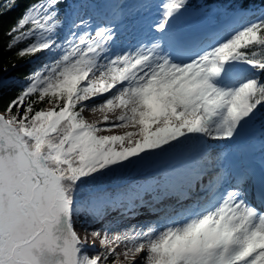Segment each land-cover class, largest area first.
<instances>
[{"label": "snow or ice", "instance_id": "snow-or-ice-1", "mask_svg": "<svg viewBox=\"0 0 264 264\" xmlns=\"http://www.w3.org/2000/svg\"><path fill=\"white\" fill-rule=\"evenodd\" d=\"M4 34L35 67L0 114V264H264V0H33Z\"/></svg>", "mask_w": 264, "mask_h": 264}, {"label": "trees", "instance_id": "trees-1", "mask_svg": "<svg viewBox=\"0 0 264 264\" xmlns=\"http://www.w3.org/2000/svg\"><path fill=\"white\" fill-rule=\"evenodd\" d=\"M11 2H13V0H0V8H6V6ZM32 2L33 0H14L15 6L11 8V10H8L6 14L0 16V76L4 79L10 80L9 86L0 92L1 111H5L9 102L16 97L18 91L23 86L24 77L33 69V67H35L33 63H29L26 59H18L14 55L17 49L14 48L11 51L4 50L10 40V37L4 33L7 32L13 24H15ZM214 2H218V0H214ZM212 11L215 12L216 9L213 8ZM23 46V44L19 45V47ZM13 63H15L17 67L14 68L12 66ZM5 67L8 69L7 72L4 71ZM13 80L15 82H11ZM44 106H46V104L39 105V107ZM13 111H15V109H13ZM172 162H174V158L171 156L161 157L144 166L129 168L126 171L118 173L115 177H112L105 183L110 188H115L118 191L125 192L135 197L139 182H142V176L146 172L163 169ZM135 180L137 182H135ZM115 217L116 214H113L109 217V219H113ZM92 243L93 241H91L90 246Z\"/></svg>", "mask_w": 264, "mask_h": 264}, {"label": "rangeland", "instance_id": "rangeland-1", "mask_svg": "<svg viewBox=\"0 0 264 264\" xmlns=\"http://www.w3.org/2000/svg\"><path fill=\"white\" fill-rule=\"evenodd\" d=\"M153 2L155 3V0H153ZM152 12H154V16H155V13H156V15H157V13H158V9H156V8H153L152 9ZM247 18V20H252V19H255V16H253L251 13H248V14H244L243 16H242V18H239V19H237V21H236V23H233V24H231V25H229V26H227V27H230V28H236V27H238L240 24L238 23L239 22V20L240 19H246ZM215 20L216 19H214V18H212V19H210V20H208L207 22H210L209 23V28H212V27H214V26H217L219 23H222V21L221 22H216L215 23ZM206 22V23H207ZM247 22H249V21H247ZM246 22V23H247ZM210 26H212V27H210ZM224 27V26H223ZM209 28H207V29H209ZM206 29V28H205ZM222 29V28H221ZM220 29V30H221ZM219 30V31H220ZM51 107V105H49V104H46V106H44L43 108H45V109H47V108H50ZM0 114H5V111H1L0 110ZM85 117L87 118V119H89L90 121L91 120H98V119H100V118H94V117H88V114L85 112ZM126 131H133V132H135L136 131V129H133V128H126V129H122V130H120V129H114L113 130V132H108V133H105V134H123L124 132H126ZM137 139L139 138V137H136ZM155 174V173H154ZM154 174H151V173H145L143 176H142V182H139V185H141V184H144L145 182H146V178H148V177H150V176H152V175H154ZM135 182H137L136 180H135ZM110 189H115V188H110ZM116 190V189H115ZM113 214H115V213H113ZM116 217H118L117 215H116ZM151 219L152 217H145V216H141L140 217V220L141 221H144V222H147L148 221V219ZM147 219V220H146ZM133 221H135V220H133ZM137 223V222H136ZM132 224H135V223H132ZM94 228H98V227H100L99 225H94L93 226ZM91 229V228H90ZM90 229H88V231L87 232H85V228H84V226H82V224H77V231L80 233V235L83 237V236H85V235H88V238H89V245H90V243H91V241H93V239H92V237H91V235H90V233H89V230ZM92 230V229H91ZM123 230V228L122 229H117L116 231L115 230H113V233H116V232H119V231H122ZM112 233H110V235H111ZM95 245H96V250H99V248H100V241H99V239H97V240H95ZM116 251L117 252H123L124 251V245L123 244H120V246L119 247H117L116 248ZM91 254V253H90ZM121 260H123V256H121Z\"/></svg>", "mask_w": 264, "mask_h": 264}, {"label": "bare ground", "instance_id": "bare-ground-1", "mask_svg": "<svg viewBox=\"0 0 264 264\" xmlns=\"http://www.w3.org/2000/svg\"><path fill=\"white\" fill-rule=\"evenodd\" d=\"M152 15L154 14V12H152L151 13ZM155 15H156V13H155ZM154 16V15H153ZM214 19H216V18H214ZM247 21H249V20H247V18L246 19H240L239 20V24H243V23H246ZM209 23L210 22H207L206 24H205V26L204 27H207V28H209L208 26H209ZM236 23V22H235ZM233 24V23H232ZM229 25H231V24H228V25H223L224 27L225 26H229ZM210 27H212V26H210ZM206 28V29H207ZM221 28H223V27H220L219 29H218V31L221 29ZM208 33V31L207 32H204V35H206ZM203 40V39H202ZM87 114H88V117H94V118H100V119H102V114L100 113V112H95V113H92V112H90V111H87L86 112ZM119 115V111L117 110V112L115 113V114H110V118H115V116H118ZM120 130H122V129H120ZM110 220H115L116 221V223L119 225V227H116L115 225L113 226V230H117V229H122V228H125L126 226H128V225H131L132 223H136L137 221H133V220H121V218L120 217H115V218H113V219H110ZM147 220V219H146ZM148 220H153V222H154V219L153 218H149ZM91 229L89 230V233H90V235H91Z\"/></svg>", "mask_w": 264, "mask_h": 264}]
</instances>
